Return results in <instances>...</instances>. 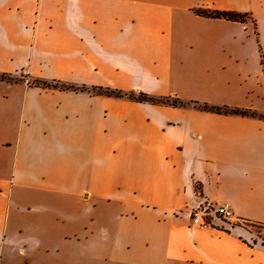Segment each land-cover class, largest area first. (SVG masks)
<instances>
[{"label": "crops", "instance_id": "crops-1", "mask_svg": "<svg viewBox=\"0 0 264 264\" xmlns=\"http://www.w3.org/2000/svg\"><path fill=\"white\" fill-rule=\"evenodd\" d=\"M0 75V264H264V0H0Z\"/></svg>", "mask_w": 264, "mask_h": 264}, {"label": "trees", "instance_id": "trees-1", "mask_svg": "<svg viewBox=\"0 0 264 264\" xmlns=\"http://www.w3.org/2000/svg\"><path fill=\"white\" fill-rule=\"evenodd\" d=\"M196 14L205 18H214V19H225L228 21H235V22H245V18H246V14H242V13H238V12H233V11H217V10H199L196 11ZM6 78V75H0V79H4ZM38 84H42V86H47L49 88H63V89H68L66 88L65 85H61L58 84L56 82H51V83H47V82H38L35 81V85ZM71 87V86H70ZM73 89V88H72ZM84 90V88H76L74 90ZM92 91H97V92H101L102 89H92ZM103 92V91H102ZM107 94L113 95L115 97H128L131 100H135L137 102H148L151 104H157V103H162V104H167V105H171V106H180L182 105V103L180 102V100L178 99H171V98H159V99H155V98H151L148 95L144 94V93H138L133 94V93H121L119 91H110V92H105ZM195 107L202 109V110H206V111H211V112H215L218 114H239V115H243V116H255L254 112H251L249 110H243V109H237V108H220V107H214V106H209L207 104H194Z\"/></svg>", "mask_w": 264, "mask_h": 264}, {"label": "built area", "instance_id": "built-area-1", "mask_svg": "<svg viewBox=\"0 0 264 264\" xmlns=\"http://www.w3.org/2000/svg\"><path fill=\"white\" fill-rule=\"evenodd\" d=\"M191 224L204 228L213 224V219L218 218L227 222H238L243 220L235 219L233 209L225 203H213L201 200L191 208Z\"/></svg>", "mask_w": 264, "mask_h": 264}, {"label": "rangeland", "instance_id": "rangeland-1", "mask_svg": "<svg viewBox=\"0 0 264 264\" xmlns=\"http://www.w3.org/2000/svg\"><path fill=\"white\" fill-rule=\"evenodd\" d=\"M242 80L244 81V79H241V81ZM254 80L255 79H249V82L252 84V87H254V90L261 94V89L264 86L262 80L258 76V79H257L258 85L253 86ZM213 221H217L222 226V228H225V229L229 228V227L240 226V227H246V228H250L252 230L260 231L259 226L252 225V224L245 222V221H238V222L231 223V222H227V221H224V220H221L218 218H216V219L214 218Z\"/></svg>", "mask_w": 264, "mask_h": 264}]
</instances>
